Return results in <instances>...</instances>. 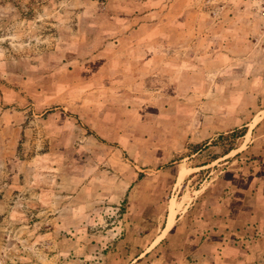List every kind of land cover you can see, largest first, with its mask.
<instances>
[{"label":"rangeland","instance_id":"374dc122","mask_svg":"<svg viewBox=\"0 0 264 264\" xmlns=\"http://www.w3.org/2000/svg\"><path fill=\"white\" fill-rule=\"evenodd\" d=\"M0 264H264V0H0Z\"/></svg>","mask_w":264,"mask_h":264},{"label":"crops","instance_id":"0c3cea01","mask_svg":"<svg viewBox=\"0 0 264 264\" xmlns=\"http://www.w3.org/2000/svg\"><path fill=\"white\" fill-rule=\"evenodd\" d=\"M207 95V94H206ZM211 96H209V98H214V99H217L216 100V103H220V100L221 98L223 97L222 93L218 90L217 91H214L210 94ZM230 102H235V98H230ZM220 105V104H219ZM217 105L216 107H214V112H215V115L221 119L222 118V112H223V109H220L222 108L221 106ZM222 111V112H221ZM218 129H221L220 127Z\"/></svg>","mask_w":264,"mask_h":264},{"label":"trees","instance_id":"16d2710c","mask_svg":"<svg viewBox=\"0 0 264 264\" xmlns=\"http://www.w3.org/2000/svg\"><path fill=\"white\" fill-rule=\"evenodd\" d=\"M242 134H243L242 131H238L236 136H240V135H242ZM232 145H233V144H229V146L226 148V150L223 152V154L227 153L230 149H232V148H233Z\"/></svg>","mask_w":264,"mask_h":264}]
</instances>
